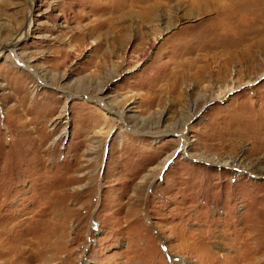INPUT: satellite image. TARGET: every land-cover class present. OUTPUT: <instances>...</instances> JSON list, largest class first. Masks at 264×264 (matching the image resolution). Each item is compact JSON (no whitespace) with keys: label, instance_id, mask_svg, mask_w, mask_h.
Listing matches in <instances>:
<instances>
[{"label":"rangeland","instance_id":"obj_1","mask_svg":"<svg viewBox=\"0 0 264 264\" xmlns=\"http://www.w3.org/2000/svg\"><path fill=\"white\" fill-rule=\"evenodd\" d=\"M28 26L0 264H264V0H0V44Z\"/></svg>","mask_w":264,"mask_h":264},{"label":"bare ground","instance_id":"obj_2","mask_svg":"<svg viewBox=\"0 0 264 264\" xmlns=\"http://www.w3.org/2000/svg\"><path fill=\"white\" fill-rule=\"evenodd\" d=\"M29 25V24H28ZM28 29H29V26H28V28L25 30V32H24V34L23 35H21L20 36V38L18 39V40H11L10 42H6L5 44H3V43H1L0 44V52L4 49V48H6V47H8V49H10L12 52L14 51V48L18 45V41L21 39V38H23L25 35H26V33L28 32ZM45 263V262H44Z\"/></svg>","mask_w":264,"mask_h":264}]
</instances>
